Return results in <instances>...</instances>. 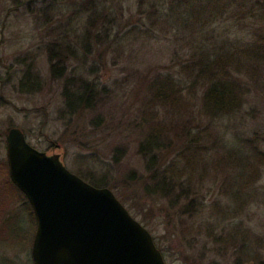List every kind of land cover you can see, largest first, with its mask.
<instances>
[{
	"label": "rangeland",
	"instance_id": "obj_1",
	"mask_svg": "<svg viewBox=\"0 0 264 264\" xmlns=\"http://www.w3.org/2000/svg\"><path fill=\"white\" fill-rule=\"evenodd\" d=\"M175 1H161L166 13L160 14L169 22L161 26L154 23V14L141 12L138 6L141 0H121L123 27L150 28L151 36L125 41L123 49L113 54L106 51L99 57V51H93L88 66L96 70L88 79L99 83L100 97L93 108L68 123L69 118L62 116L65 81L52 76L46 49L49 39L41 31L43 18L29 12V0H0V164L7 163L8 130L19 128L37 150L60 154L73 174L94 179L97 184L104 181L103 186L113 191L129 213L152 234L167 264H235L240 256L247 264H260V260L264 261V163H259L257 182L241 196L246 204L239 223L250 235L245 249L219 250L204 228L214 217L211 213H219L214 204L227 200L222 196L227 191L224 189L227 181H232L235 187L240 185L237 169L226 168L223 163L210 166L200 183V196L208 207L200 218L180 215L181 203L173 204L177 195L174 191L161 199L147 194L145 189L149 176L145 157L139 150L143 137L136 124L144 115L147 85L158 74H177L179 64L188 59L187 51L197 33L180 28L193 15L172 6ZM220 4L229 8L209 24L216 42L227 38L249 45L255 38H264V0H222ZM203 12L210 19L212 12ZM253 14L261 17L257 19ZM242 15L244 18L240 19ZM101 50L107 49L101 47ZM25 73H29L30 79L22 85ZM250 92L248 104L236 117L231 130H227L225 139L243 142L245 155L247 139H253L264 153V71L258 85L251 83ZM159 113L164 119L167 112ZM181 146L177 145L175 151V146L169 152L166 150L160 166L164 167L175 157ZM244 181L251 183L250 175L243 176ZM1 197L0 193V264H34L36 218L22 198L1 203ZM232 203L233 208L242 205ZM220 220L221 227L226 228L231 221L227 217ZM17 226L22 228L20 233Z\"/></svg>",
	"mask_w": 264,
	"mask_h": 264
},
{
	"label": "trees",
	"instance_id": "obj_2",
	"mask_svg": "<svg viewBox=\"0 0 264 264\" xmlns=\"http://www.w3.org/2000/svg\"><path fill=\"white\" fill-rule=\"evenodd\" d=\"M161 1L164 0H141L138 6L141 12L154 14V23L162 26L169 22L160 14L166 13ZM217 1L209 4L208 0H176L172 4L193 15L178 27L197 33L187 51L188 59L179 64L177 74H158L147 85L144 115L136 126L143 137L139 150L145 157L149 176L146 192L164 199L174 191L177 195L173 204L181 203L180 215L186 214L193 219L206 212L208 207L200 196V183L214 163L216 166L223 163L226 168L240 172V185L235 187L232 181H227L224 186L227 191L222 193L227 200L214 204L219 213H211L214 217L204 227L210 234L208 239L220 247L219 250L228 252L238 247L248 248L250 243L249 232L239 223L245 207L243 204H246L241 196L257 182L261 169L259 163H264V153L255 146L253 139H247L244 142L248 145L245 155L243 142L241 144L233 138L225 140L226 132L231 130L236 117L248 104L251 83L256 86L260 81L264 71V38H255L249 45L227 38L221 43L216 42L209 24L229 8L220 4L222 0ZM29 3V12L43 18L41 31L49 39L46 49L52 76L65 81L62 116L68 117L70 123L76 115L81 116L93 108L100 97L99 83L95 79L89 81L96 70L88 66L93 51L97 49L99 57L106 51L113 54L123 49L125 41L151 36L150 28L133 25L126 30L121 23V0H29ZM255 8L256 5L253 6ZM202 10L212 12L210 19ZM260 15L253 17L258 19ZM243 18L242 15L240 19ZM174 25L177 24L174 22ZM101 47L107 50H101ZM29 79V73H25L22 85ZM149 110L153 112L147 114ZM160 110L167 112L164 119L159 117ZM175 135L178 138L174 140L172 136ZM179 144L182 146L178 154L164 167L160 166L166 150L169 152L175 146V151ZM7 164H0L1 203L22 198L35 220L28 199L12 183ZM200 169L203 172L199 173ZM246 175H250L251 183L243 182ZM82 179L97 188H105L104 181L97 184L94 179ZM232 202L242 205L237 204L238 208H233ZM223 217L231 220L227 228L221 227L220 219ZM21 229L16 227L18 233ZM240 257L235 264L248 263ZM260 264L264 261L260 260Z\"/></svg>",
	"mask_w": 264,
	"mask_h": 264
},
{
	"label": "water",
	"instance_id": "obj_3",
	"mask_svg": "<svg viewBox=\"0 0 264 264\" xmlns=\"http://www.w3.org/2000/svg\"><path fill=\"white\" fill-rule=\"evenodd\" d=\"M6 140L10 179L36 218L34 264H167L113 191L73 174L60 154L34 148L19 128Z\"/></svg>",
	"mask_w": 264,
	"mask_h": 264
}]
</instances>
